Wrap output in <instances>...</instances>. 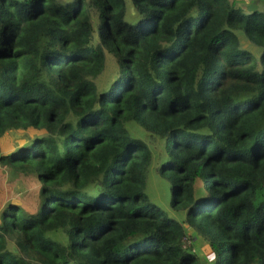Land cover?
<instances>
[{
    "label": "trees",
    "instance_id": "obj_1",
    "mask_svg": "<svg viewBox=\"0 0 264 264\" xmlns=\"http://www.w3.org/2000/svg\"><path fill=\"white\" fill-rule=\"evenodd\" d=\"M132 3L135 22L126 0H0V264H264L263 8ZM12 130L36 135L3 153ZM3 169L37 199L7 198Z\"/></svg>",
    "mask_w": 264,
    "mask_h": 264
},
{
    "label": "rangeland",
    "instance_id": "obj_2",
    "mask_svg": "<svg viewBox=\"0 0 264 264\" xmlns=\"http://www.w3.org/2000/svg\"><path fill=\"white\" fill-rule=\"evenodd\" d=\"M238 3L243 5H259L264 6V0H237ZM262 4V5H261ZM127 5V13H126V19L129 22H135L138 20L139 15L134 9L132 0H126ZM241 38L246 36L242 33H240ZM244 47L251 49L253 52H256L257 47L250 43L248 40H244ZM117 70V64H116V57L107 54V68L103 72V74L96 80L99 87H104L108 85V87L111 84V80L115 75V71ZM111 81V82H110ZM110 82V83H109ZM107 87V88H108ZM106 88V89H107ZM136 134L143 137L147 140L150 147L154 149V157L152 161V165L150 167V171L148 172V181L146 183V191L148 192L151 200L157 203L159 207L164 209L165 212H167L172 217L176 218L180 222H184V212L183 211H173L170 208V193H169V182L165 178H161L157 172V169L159 167V164L161 162V155H162V142L160 140L156 141L155 137L144 132L143 130H139L138 128H135ZM41 133L40 131H37ZM36 135V131L33 130H22L21 132L12 130L9 133H6L2 140V152L4 153L7 150H14L18 147V145H22L25 141H29ZM9 151L8 153H10ZM5 172V178H4V190L3 192L7 195V198L12 193V198H20L23 201L26 200H36L38 197L37 190L39 187V183L37 179L33 177L24 176L26 178L25 181L18 180L19 178H23L22 175H10L7 173L5 169H3ZM3 201L2 198H0V202ZM55 238H58L61 240V235L59 233L54 235ZM190 242L187 241V244ZM200 243V242H199ZM206 244H203L201 247V253L205 255V250L203 247ZM198 246V244H197ZM9 247L11 249L15 248V242L13 239H9ZM18 253H22L17 249ZM213 252V251H212ZM210 252L209 250L206 252V255L209 256V258H212L215 253ZM23 254V253H22Z\"/></svg>",
    "mask_w": 264,
    "mask_h": 264
},
{
    "label": "water",
    "instance_id": "obj_3",
    "mask_svg": "<svg viewBox=\"0 0 264 264\" xmlns=\"http://www.w3.org/2000/svg\"><path fill=\"white\" fill-rule=\"evenodd\" d=\"M261 5H262V4H261ZM261 7L263 8V11H264V6L262 5Z\"/></svg>",
    "mask_w": 264,
    "mask_h": 264
},
{
    "label": "built area",
    "instance_id": "obj_4",
    "mask_svg": "<svg viewBox=\"0 0 264 264\" xmlns=\"http://www.w3.org/2000/svg\"><path fill=\"white\" fill-rule=\"evenodd\" d=\"M210 252H212L211 250H209ZM212 254H213V252H212Z\"/></svg>",
    "mask_w": 264,
    "mask_h": 264
},
{
    "label": "crops",
    "instance_id": "obj_5",
    "mask_svg": "<svg viewBox=\"0 0 264 264\" xmlns=\"http://www.w3.org/2000/svg\"><path fill=\"white\" fill-rule=\"evenodd\" d=\"M8 152L11 151V150H7Z\"/></svg>",
    "mask_w": 264,
    "mask_h": 264
}]
</instances>
